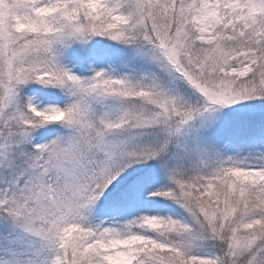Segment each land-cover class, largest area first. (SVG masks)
Returning a JSON list of instances; mask_svg holds the SVG:
<instances>
[{
  "label": "snow or ice",
  "instance_id": "1",
  "mask_svg": "<svg viewBox=\"0 0 264 264\" xmlns=\"http://www.w3.org/2000/svg\"><path fill=\"white\" fill-rule=\"evenodd\" d=\"M0 264H264V0H0Z\"/></svg>",
  "mask_w": 264,
  "mask_h": 264
}]
</instances>
